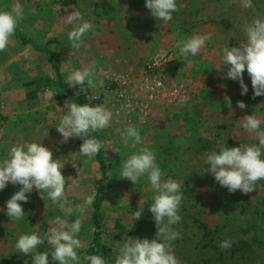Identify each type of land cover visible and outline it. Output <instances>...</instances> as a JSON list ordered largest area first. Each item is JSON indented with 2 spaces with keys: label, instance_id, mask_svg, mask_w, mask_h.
<instances>
[{
  "label": "rangeland",
  "instance_id": "rangeland-1",
  "mask_svg": "<svg viewBox=\"0 0 264 264\" xmlns=\"http://www.w3.org/2000/svg\"><path fill=\"white\" fill-rule=\"evenodd\" d=\"M41 2L42 9L50 16L60 11L69 13L77 10L86 13V16L100 12L112 20L113 27L119 30L123 41V66L120 65L121 52L118 54V66L116 59H113L109 52L108 62L113 60L115 64L112 67L100 65L99 69L105 81L103 87L97 89V93L91 94L100 96L99 105L102 102V106L113 113L108 126L98 131L103 144V158L107 164V178L101 200L102 239L112 247L113 258L115 259L119 248L128 237L149 240L156 238L155 221L149 211L155 193L147 177H141L135 185L130 180L120 179L122 162L142 148H147L155 154L156 162L162 170V180L172 179L181 186L183 199L178 209L181 221L170 226L180 233V237L171 242L173 253L180 264H205L210 258L215 259L217 255L207 252L208 248L203 246V230L199 223L204 222L212 228L222 221L230 223L231 226L219 237L226 239L233 234V222L237 223L245 217L253 220L257 210L264 213V180L257 182L256 189L251 193L244 194L240 190L230 193L214 179L211 172L205 170V160L212 152L218 153L224 145L251 146L258 141H255L253 134L243 129L242 119L237 121L243 117H237L234 109L223 108L222 113L217 116L214 115V107L197 109L195 104L202 92L197 90L194 79L193 86L188 88V102L183 106L185 110L182 108L181 115H177L175 119L176 121L182 118L183 123L179 125L180 130L175 132L171 130L172 118L166 117L162 122L157 119L155 123L153 119H149L148 113L136 117L133 114L136 109H133L132 93L138 90L137 84L145 82L149 77L148 65L154 59L160 60L163 57L162 60L165 61L168 57V63L164 65L173 60V53L176 54L178 50V44L175 45L174 41L181 42L192 37L196 28H204L205 32L212 31V25L219 17L229 22L231 11H238V7L264 18V0H251V8L242 7L240 0H176L180 10L174 12L168 22L153 18L150 10L145 7L146 0ZM12 3V0H0V10L11 11ZM16 5L21 6L19 2ZM224 25L227 27V24ZM205 32L203 36L208 35ZM210 37L207 41L209 44L212 40L211 35ZM46 44L56 47V43L51 39L47 40ZM92 53L94 62L104 64L103 60L107 61L104 54L102 61H99L101 53ZM120 75H129L130 83L121 82ZM85 86L86 83L83 87ZM90 92L88 88L86 93ZM104 93L109 95V103L103 100ZM91 104L96 106L93 102ZM179 107L181 106L176 105L172 109L179 110ZM257 118L264 121V116ZM129 126L139 130L141 143L134 144L130 141L126 147L123 143V133ZM37 127L36 137L39 143L49 148L53 159H58L63 164L61 172L65 177V199L69 205L75 209L76 205L83 204L88 196L95 194L96 197L98 180L102 176L96 155L81 156L76 137L69 138L66 143L62 142L63 138L56 130V124L53 126L52 123L46 122L45 125L40 123ZM186 127L188 130H184ZM261 127L264 129V123ZM77 169H81L80 174ZM20 187L8 183L5 189L0 190V264H32L31 255L25 256L15 248L18 238L23 234L40 235L45 239V243L38 246L37 251L50 253L52 249L47 244L45 233L55 226L56 217L69 222L80 218L81 231L78 238L82 247L76 251L81 264H87L84 256L93 239L94 201L90 206H86L83 214L76 211L69 214L67 207L60 209L48 198L46 192H38L34 187L31 193L26 194L29 197L28 202H19L24 210V218L11 220L6 215V202ZM216 197L223 200L222 207L231 212L233 220L221 215L222 209ZM139 208H143L142 216L134 220V212ZM49 264L58 262L51 261L49 255Z\"/></svg>",
  "mask_w": 264,
  "mask_h": 264
},
{
  "label": "clouds",
  "instance_id": "clouds-1",
  "mask_svg": "<svg viewBox=\"0 0 264 264\" xmlns=\"http://www.w3.org/2000/svg\"><path fill=\"white\" fill-rule=\"evenodd\" d=\"M242 7L251 8V0H240ZM145 7L157 20L168 22L172 14L178 12L176 0H146ZM21 6L16 5L11 11L0 10V52L7 49L14 37L19 22L22 20ZM82 21L75 25L68 33V40L73 49L81 46L83 37L93 29V25L84 21L82 15L74 11L69 14L65 23L73 25L74 22ZM246 42L238 47L224 48L222 57L226 66L227 78L239 80L242 92L247 94L248 87L244 84L243 73L247 71L254 90L253 98L264 95V20L257 18L246 29ZM51 38V37H50ZM210 35L192 36L182 40L177 47L181 57L191 63L189 56H195L210 40ZM70 87L81 85L80 91L86 92L83 87H97L95 73L89 69L73 71L67 77ZM103 87V80L98 82ZM188 97H181L179 106L186 104ZM237 106L241 109L246 105L238 101ZM66 113L62 116L56 130L61 134L62 142H68L69 138L77 137L83 140L79 153L81 156H94L99 153L102 142L98 139L89 138L92 132H98L108 126L113 113L102 105L89 106L65 101ZM264 123L254 114L243 117L242 127L246 132L254 135L255 145L239 147H221L220 151L212 152L205 160L206 171L213 174L214 179L230 193L240 190L244 194L254 191L257 182L264 180ZM141 143V135L138 129L129 126L123 133V143L127 147L129 142ZM63 164L58 159H53L52 151L42 143H27L11 146L7 157L0 161V190L5 189L8 183L20 185L11 198L6 202V215L11 220L24 218V210L21 203L28 202L27 193L33 188L38 192H46L48 198L60 209L83 214L86 206H90L95 194L88 196L84 203L76 205L73 209L65 199V177L61 169ZM75 167V165H74ZM81 169H77L80 174ZM147 177L152 191L155 193L149 211L153 214L156 225V238H131L119 248L115 257V264H180V261L172 251L171 242L180 237V233L170 226L181 221L178 215L179 205L183 199L181 186L178 182L167 179L162 180V170L156 162L155 154L147 148H142L137 153L130 155L121 164L120 179H127L136 184L141 177ZM143 208L134 212V220L141 218ZM55 226L47 233L45 238L51 247V252L37 251L38 246L45 243L40 235H21L15 248L25 256L31 255L32 264H49L51 261L58 264H81L77 249L82 247L78 234L81 231L80 218L69 222L60 217L55 218ZM230 241H221V248H229ZM84 260L89 264H106V260L100 255H85Z\"/></svg>",
  "mask_w": 264,
  "mask_h": 264
},
{
  "label": "crops",
  "instance_id": "crops-1",
  "mask_svg": "<svg viewBox=\"0 0 264 264\" xmlns=\"http://www.w3.org/2000/svg\"><path fill=\"white\" fill-rule=\"evenodd\" d=\"M12 2L11 10L16 7L18 2L22 6L23 18L17 29L37 46L47 48L59 56L62 81L69 86L67 77L76 70L89 69L95 73L97 87L90 88V94L86 93L87 104L92 106L90 98L93 95L91 94H95L97 89L99 90L98 82L100 80H103V84L105 81L99 69L100 65L112 67L115 64L113 60L108 62L109 52L110 56L116 59V66L119 65L118 54L121 52L120 65L124 64L123 41L119 30L113 27L112 20L110 21L100 12L91 13L90 16L79 12L84 21L93 25V29L83 37L81 46L73 49L68 40V33L82 21L69 25L65 23V19L74 11L69 13L60 11L50 16L42 9L41 0H12ZM237 9L238 11L234 13L231 11L229 22L220 17L217 18L212 25V31L205 32L204 28H196L192 32L193 36H203L205 32L212 36V40L210 44L206 42L197 55L189 56L191 63L181 57L178 48L176 54L173 53V60L169 64L162 65L159 74L164 77L165 91L160 97L149 101V119H153L156 123L157 119L162 122L166 117L172 118V132L180 130L179 125L183 123V120L180 118L175 121V119L177 115H181L183 107H179V110L172 109V107L179 105L181 97H188V88L193 86V79L196 81L197 90L202 92L195 104L197 109L214 107L216 116L222 113L223 108L234 109L237 117L252 114L256 117L264 116V95L253 98L254 90L247 71L245 70L243 73L244 84L248 87V92L244 95H241L242 88L239 80H232L226 76L227 69L222 59L224 48L238 47L245 43L246 27L257 18L264 20L262 16L252 15L250 10H240L239 7ZM224 24H227V27ZM49 39L56 43V47L46 44ZM174 42L175 45L180 43V41ZM93 51L101 53V57H98L99 61H102L103 54L107 61L103 60L104 64L94 62ZM57 77L55 60L52 55L31 43H24L16 35L11 39L7 49L0 52V161L7 157V153L13 145L39 143V139L36 137L37 126L40 123L45 125L46 122L47 124L52 123L53 126L55 124L59 126L62 116L67 111L64 108L65 101L75 103L74 97L59 87ZM179 86H182L183 90L180 93H175L174 89ZM77 87L80 88V85L70 88L77 92ZM107 97L109 95L104 93L103 100L109 103L110 99ZM238 101H243L246 107L239 108ZM101 105H103L102 102ZM183 109L185 110V108ZM133 114L136 117L144 115L137 109L133 111ZM241 119L243 121V118L237 119V121H241ZM136 126L139 127L138 124ZM186 129L188 130V127L184 128V130ZM97 134L99 135L98 132ZM89 138H94L93 132L89 134ZM76 139L80 148L83 140L77 137ZM99 140H101V136Z\"/></svg>",
  "mask_w": 264,
  "mask_h": 264
},
{
  "label": "trees",
  "instance_id": "trees-1",
  "mask_svg": "<svg viewBox=\"0 0 264 264\" xmlns=\"http://www.w3.org/2000/svg\"><path fill=\"white\" fill-rule=\"evenodd\" d=\"M15 35L18 36L24 43H31L37 48H42L52 55L55 60L57 78L59 80V87L66 92L68 95L74 97L75 103L87 104L86 92H81L80 88L77 87V92H74L64 81L61 80L60 76V58L57 54L48 50L47 48L39 47L32 42L24 33L16 29ZM86 89L87 86H85ZM95 139H100L97 132H93ZM97 161L102 173L101 178L98 180L97 195L95 197L93 207V239L89 244L86 251V255H100L106 260V264H115V259L112 255V247L105 243L102 239L101 230V200L103 192L105 190V180L107 178V164L103 158L102 151L96 154ZM217 203L220 204L222 209L221 215L230 217L233 220L232 214L222 206L223 200L221 201L216 197ZM229 222V221H228ZM231 226L230 223L220 222L213 228L206 223H199V227L202 228L203 232V246L208 248L209 251L216 254V258L207 261L205 264H264V213L261 210L256 211V217L251 220L249 217L243 218L239 222H233V234H230L226 239L219 238L222 232ZM230 241L231 246L229 248H221V241ZM87 264L89 262L87 261Z\"/></svg>",
  "mask_w": 264,
  "mask_h": 264
},
{
  "label": "built area",
  "instance_id": "built-area-1",
  "mask_svg": "<svg viewBox=\"0 0 264 264\" xmlns=\"http://www.w3.org/2000/svg\"><path fill=\"white\" fill-rule=\"evenodd\" d=\"M163 57L158 59H154L152 63L148 65V76L145 82H140L138 85V90L132 93V102L134 103L133 109H137L139 112L141 111L143 114L148 113L149 109V101L160 97L165 91V81L164 77L159 74V69L164 65V63H168V57L165 61L162 60ZM120 81L125 84L127 82L130 83L131 77L129 75H120ZM183 90L182 86L174 89L175 93H180ZM140 94V95H139ZM100 96L93 95L91 98V102L94 105H99Z\"/></svg>",
  "mask_w": 264,
  "mask_h": 264
}]
</instances>
